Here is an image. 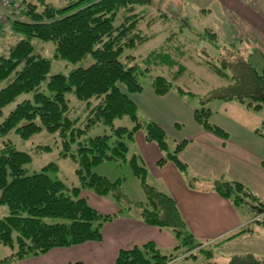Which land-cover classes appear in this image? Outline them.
Segmentation results:
<instances>
[{"label":"trees","instance_id":"trees-1","mask_svg":"<svg viewBox=\"0 0 264 264\" xmlns=\"http://www.w3.org/2000/svg\"><path fill=\"white\" fill-rule=\"evenodd\" d=\"M149 2L76 0L64 8H56L44 0L39 4L24 1L25 9L9 19L12 31L25 35V38L10 46L6 54H0V115L21 95L32 94V98L20 102L0 123V206L6 205L10 212L0 218V245L14 250L10 256L0 260V264H16L55 248L101 241L104 225L126 210L148 225L169 229L183 241L168 254L154 242L121 250L116 264H170L180 257L178 251L181 247L189 244L192 248L196 244L174 198L147 184L148 170L142 156L133 154L128 158L129 144L141 130L145 141L155 143L161 151L168 150L170 138L154 120L143 116L131 95L141 94L149 87L158 96L170 92H176L181 98L185 94L196 96L176 83L188 71L185 64L178 65L181 61L178 58H186L184 48L173 47L176 48L173 55L177 58L171 62L170 77L151 74V62L162 58L163 53L156 57V52L151 53L141 61L143 65L131 54L130 51L153 37L144 33L142 25L151 28L160 18H167L162 13L156 18H148L147 13L139 10ZM3 26L0 23V28ZM199 36L202 40L207 37L217 52L220 50L216 32L209 29ZM33 38L53 41L56 58L78 63L91 57L93 62L68 75L56 74L48 79L51 61L35 50ZM221 46L227 47L237 61L232 63L225 58L219 62L204 61L215 75L227 82L209 91L205 101H235L248 110L264 111V62L261 66H254L250 58L253 53H240L243 48L236 43L223 42ZM217 59H220L219 55ZM161 69L164 70V65ZM70 94L85 106L84 118L72 117L77 107L71 104ZM199 97L202 101L203 96ZM193 112L199 126L228 139L227 133L211 122L213 111L210 108L201 106L194 108ZM125 116L134 123L132 128L116 126L115 122ZM96 125H102L109 131L88 136ZM12 132L23 140L42 132L57 134L61 145L59 156L73 162L78 184L74 186L64 180L56 162L48 164L40 172L29 174L25 166L31 161V156L18 150L8 138ZM255 133L264 140V120ZM189 142H177L174 151L158 162L159 166L172 162L188 176L187 165L180 159V154ZM39 150L49 152L52 148L44 146ZM107 161L120 165L129 163L133 174L141 181L144 201L121 207L127 199L124 179L110 181L94 172L95 167ZM213 190L237 208L264 209V201L238 181L215 180ZM86 191L112 198L119 211L115 214L101 213L89 203ZM259 216L250 226L227 240L253 233V223L264 229V213ZM187 251L184 258L195 256L187 255ZM237 263L264 264V259L247 254L236 257L231 264Z\"/></svg>","mask_w":264,"mask_h":264},{"label":"crops","instance_id":"crops-1","mask_svg":"<svg viewBox=\"0 0 264 264\" xmlns=\"http://www.w3.org/2000/svg\"><path fill=\"white\" fill-rule=\"evenodd\" d=\"M192 1L204 13L213 16L215 29L227 43H236L249 53L261 54L264 59V0ZM259 64L261 66L263 62L260 61ZM185 86L187 84L183 85ZM219 86L222 85L212 87L211 90ZM130 98L142 114L154 120L165 132L174 135L176 143L190 141L180 154L189 173L184 177L172 162L163 167L158 166L163 152L155 143L145 141L143 132H138L135 138V144L160 183L161 190L174 198L186 228L194 239L205 244H223L232 240H227L228 238L250 226L254 221L252 214L241 211L215 192L213 181H238L264 201V140L255 133L263 120L254 124L230 116L227 110L214 112L211 109V122L228 135V139H223L199 126L194 120L193 112L197 106L185 102L176 92L158 96L151 89H146ZM228 104L238 112H243L242 108H245L235 101ZM240 105L242 107H237ZM59 169L61 171V166ZM187 178L194 181L193 186ZM85 194L89 203L97 210L105 211L103 213L106 214L119 211V206L113 200L93 193ZM257 208L253 209L257 212L256 217L261 215ZM102 235L101 241L55 248L44 255L27 258L16 264H116L121 250L148 242H154L159 248L172 250L179 242L174 233L148 225L128 212L105 224ZM252 236L254 233H246L235 238L250 239Z\"/></svg>","mask_w":264,"mask_h":264},{"label":"rangeland","instance_id":"rangeland-1","mask_svg":"<svg viewBox=\"0 0 264 264\" xmlns=\"http://www.w3.org/2000/svg\"><path fill=\"white\" fill-rule=\"evenodd\" d=\"M14 1L22 3L24 7H25L24 1L32 2L35 4H39L40 2V0H14ZM44 1L56 8H64L68 4L76 0H44ZM193 2L194 1L192 0H188V1L150 0L149 4H146V6L139 8L140 11H144L145 13H147L148 18H156L158 17L157 15L160 13L166 15L167 18H160L161 20L156 22L151 28H147L146 25L143 24L142 29L144 33L149 35L150 37L151 36L153 37L148 42L130 51L131 54L136 56L140 61L139 63L143 65L142 63L143 59L148 55H150L151 53L156 52L154 57L158 56L159 53H163L162 58H157L156 60L151 62L150 64L152 70L151 74L170 77L169 75V73H171L170 68L173 67L171 62L173 60H176L175 58H177L173 55L176 49L173 47H180L182 50L184 48V51L186 53V58L183 59L178 58L179 60H181L178 61V65L185 64L188 68V71L184 76V78L177 81L176 83L181 85L182 87L184 84H187V86L183 88L186 91H191L196 95L195 97L189 94L183 95L182 97L185 100V102L187 101L190 104L196 105L197 108H200L201 106L208 107L212 109L214 112L222 109L225 111L227 110L226 112L230 116H235L240 120H244V121L247 120L254 124H259L260 120H264V111L255 112L252 110H246L245 108H242L243 112H238L239 110H235L231 105L228 104L229 102H222L217 100H212L207 102L205 101V97L208 95L209 91H211L212 87H215L217 85H226L227 82L224 81L219 76L215 75L211 71L210 67L207 64H205L204 61L211 60L214 62H219V61H223L221 59L225 58L227 60L229 59L228 60L229 62L234 63L237 61V59H233L234 56L229 52L227 47L222 48L221 45L223 42L226 44L228 43L222 37H220L217 29H215L216 23L213 16L210 13H204L201 9H199L198 5L194 4ZM15 15L13 18H15ZM9 19L5 22H0L4 24V26L0 28V54H6L10 46L16 44L18 40L25 38V35L20 33H14L12 31L10 24H8ZM209 29H211L212 31L216 32L219 35V39H220L218 40V44L220 45L219 47L220 50L218 51L219 54L215 49V47L210 43L207 37L202 40L201 36H199L200 34H204ZM172 36L173 39H171ZM32 44L38 53H40L44 58L51 61V68L48 74V79L56 74L68 75L71 71L79 67H87L93 62L91 57H88L87 59H84L78 63H70L63 59L56 58L55 57L56 46L53 41H43L37 38H33ZM240 53H244V55L245 53L250 54L249 52L244 51L243 49L240 50ZM217 55H219L220 59H217ZM250 58H252L251 60L254 66H256L255 64L258 65L260 61L264 62V59L261 57V54L259 53L256 55L253 54L252 57L250 56ZM162 65H164L165 71L161 69ZM147 86H149V81L147 82ZM147 89L150 88L148 87ZM199 96H203L202 101L199 100L200 99ZM29 98H32V94H23L19 98H17V100H15L13 103L7 105L3 109V113L0 115V123L4 120V118H6L10 114V112H12L16 108V106L20 102ZM69 98L71 100V104L74 107L75 106L77 107L76 113L74 108L72 117L75 118L77 116H82L84 118L86 115L85 106L80 104L73 94H70ZM237 107H242V106L240 105ZM143 116L149 118L145 114H143ZM115 124L117 127L122 126V127L132 128L134 126V123L131 121V119L128 116H125L124 118L117 120ZM176 129H178V125ZM108 131H109L108 128H105L102 125H96L92 129H90L88 136L94 137L98 135H103ZM141 132H143V130H141ZM167 134L170 137L168 141V150L162 151L163 157L166 156L167 153H172L176 146V140L174 135L170 133ZM8 138L12 140V142L16 145L18 150L24 151L31 156V161L25 166L29 174L40 172L48 164L52 162H56L58 166H61L60 176L71 185L75 186L78 184V178L75 173L76 167L73 164V162L70 159H61L59 156V153L61 151V145H60V138L57 134L42 132L35 134L28 140H23L17 133L12 132L10 133ZM135 141L136 140L130 142L129 144L128 158H130L133 154L142 156L139 152V148L137 144H135ZM44 146H50L52 150L49 152H40L41 150H39V148ZM142 158L148 170V176L146 179L147 184L161 190V186L159 185L160 183L156 180L154 173L149 168L143 156ZM163 166H159V167H163ZM94 172L101 176L107 177L110 181H117L118 179H124L123 188H124V193L127 196V199L126 201L124 200L123 203L121 204L122 208H126L132 204L145 200V195H144L143 187L141 185V181L133 174V170L128 162L120 165L113 161H107L95 167ZM182 174L184 177H186L184 173ZM189 182L193 184L194 181L190 180ZM198 186H200V184ZM86 193H88V195H92V192L90 191L88 192L86 191ZM93 195L95 194L93 193ZM107 199L113 200L112 198H107ZM239 209L241 211H249L252 214V217H254V220L261 217V216L256 217L257 212L254 211L253 208L250 210V208L243 206L240 207ZM125 212L130 213L129 210H126ZM9 213H10L9 209L6 205L0 206V218H4L8 216ZM252 227L254 231L253 232L254 236H252L250 239L240 238L236 240L235 238L232 239L231 241L225 242L218 246L216 243L205 244V243H201V241L194 239L195 240L194 243L196 244H193L192 248L189 244L181 247L178 251L180 257L178 258L177 261L172 262L170 264H231L232 261L236 259V257L238 256L242 257L247 254H252L259 259H264V229L258 223H253ZM166 230L173 233L169 229ZM177 239L179 240L177 245H180L183 239L182 238H177ZM189 248H191V250L187 251ZM160 249L165 254L171 253V251L173 250V249L167 250L165 247H161ZM13 251L14 250L10 247L0 245V260L10 256L13 253ZM186 251H187V255H193V256L195 255V256L190 258H184V253ZM237 264H241V263H237Z\"/></svg>","mask_w":264,"mask_h":264},{"label":"built area","instance_id":"built-area-1","mask_svg":"<svg viewBox=\"0 0 264 264\" xmlns=\"http://www.w3.org/2000/svg\"><path fill=\"white\" fill-rule=\"evenodd\" d=\"M25 9L22 3L14 0H0V22L13 18L15 14Z\"/></svg>","mask_w":264,"mask_h":264},{"label":"water","instance_id":"water-1","mask_svg":"<svg viewBox=\"0 0 264 264\" xmlns=\"http://www.w3.org/2000/svg\"><path fill=\"white\" fill-rule=\"evenodd\" d=\"M254 209V208H253ZM258 209V211L261 213V214H263L264 213V209H259V208H257ZM256 209V210H257Z\"/></svg>","mask_w":264,"mask_h":264}]
</instances>
